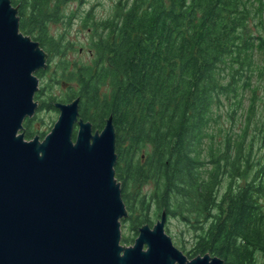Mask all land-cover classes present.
<instances>
[{
  "label": "trees",
  "instance_id": "obj_1",
  "mask_svg": "<svg viewBox=\"0 0 264 264\" xmlns=\"http://www.w3.org/2000/svg\"><path fill=\"white\" fill-rule=\"evenodd\" d=\"M70 1L12 0L20 29L49 54L38 111L79 97L94 130L113 116L121 221L136 235L166 213L193 231L180 243L188 258L264 264V0H114L108 16L92 5L80 19ZM73 20L89 60L69 59L74 41L50 30ZM53 83L68 85L62 99L47 93ZM222 116L231 126L215 129Z\"/></svg>",
  "mask_w": 264,
  "mask_h": 264
},
{
  "label": "water",
  "instance_id": "obj_2",
  "mask_svg": "<svg viewBox=\"0 0 264 264\" xmlns=\"http://www.w3.org/2000/svg\"><path fill=\"white\" fill-rule=\"evenodd\" d=\"M17 11L0 0V264H224L209 253L188 258L166 231V213L121 244L129 212L112 115L96 131L79 97L56 101L51 131L25 137L48 53L20 29Z\"/></svg>",
  "mask_w": 264,
  "mask_h": 264
},
{
  "label": "rangeland",
  "instance_id": "obj_3",
  "mask_svg": "<svg viewBox=\"0 0 264 264\" xmlns=\"http://www.w3.org/2000/svg\"><path fill=\"white\" fill-rule=\"evenodd\" d=\"M92 5H95V9L97 11V14L101 17L108 16L112 12V8L114 5V0H88L86 4L82 5L78 8L79 4L77 0H71L69 4L66 6L67 13H70L73 10H77V15L79 16L77 19H80V16H82L85 12L83 9H88ZM50 30L54 33H60L62 31H65L67 34L68 39L73 40L77 48L75 50L68 51V57L69 59L74 58H83V59H90L89 50L86 47V44L88 43L87 35L85 30H82L80 27L79 20H73L71 24L68 23H50ZM85 44V45H83ZM83 45V46H82ZM82 46V48H80ZM80 48V49H79ZM49 55V54H48ZM56 58H54L55 61ZM53 61V62H54ZM51 62L50 69L54 68L56 66L55 63ZM49 73L43 75V79L41 77L39 78V87L43 83L48 82ZM68 86V85H67ZM65 84H57L53 83L52 86L47 87L48 91L47 93L50 95H55L57 97H60L59 99H62L63 96L66 95V92L68 91V88ZM47 94V95H48ZM60 101V100H58ZM63 102V101H61ZM39 103V102H38ZM226 107L222 106L219 108V110L222 111L225 110ZM59 110L53 108V107H43L40 111H36L35 119L32 122V125L30 128H33L34 132L37 134H41L42 132L45 134L49 133L52 129V126L56 122L59 116ZM221 122H219L215 129H218L219 127L228 128L230 127V123L228 120H226V116L221 117ZM237 129L238 126H235ZM101 130V129H100ZM43 139V138H41ZM118 180V179H117ZM119 181V180H118ZM150 184H145L142 188L143 191H149L150 190ZM160 218H154L153 225L157 222V220ZM168 223V224H167ZM167 228L166 231L171 236V239H173L174 244L180 248V243L184 242L186 247H190L191 245V236H193V231L186 223L177 218H170L167 222ZM130 222H123L121 224L122 229V239H120L121 244L125 246H130L134 244V239L137 237L135 231L130 227ZM128 238L127 240H124ZM181 249V248H180ZM184 252V251H183ZM191 259V258H190Z\"/></svg>",
  "mask_w": 264,
  "mask_h": 264
}]
</instances>
